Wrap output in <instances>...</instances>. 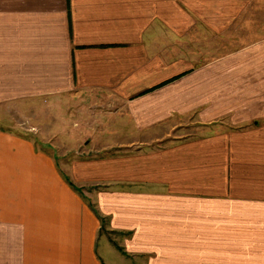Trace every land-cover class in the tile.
Here are the masks:
<instances>
[{
    "label": "crops",
    "instance_id": "0c3cea01",
    "mask_svg": "<svg viewBox=\"0 0 264 264\" xmlns=\"http://www.w3.org/2000/svg\"><path fill=\"white\" fill-rule=\"evenodd\" d=\"M238 30L264 0H0V108L101 95L124 130L61 167L0 130V264H264V34Z\"/></svg>",
    "mask_w": 264,
    "mask_h": 264
},
{
    "label": "rangeland",
    "instance_id": "374dc122",
    "mask_svg": "<svg viewBox=\"0 0 264 264\" xmlns=\"http://www.w3.org/2000/svg\"><path fill=\"white\" fill-rule=\"evenodd\" d=\"M257 32L264 34V30ZM257 32L253 30L246 35V30H238V43L233 37L231 45L235 47L251 42L253 36L259 37ZM112 107L101 95H72L57 106H51L44 100L28 102L18 108L15 105L1 107L0 130L31 139L36 149L53 156L61 167V164L74 159L76 151L112 144L115 137L124 134V130L112 131L111 125L117 126L116 120L120 118L118 111H110ZM100 119L102 121H97ZM186 125L180 128L179 136L186 138L198 132L197 125ZM90 126L95 127L91 129ZM84 142H89V145Z\"/></svg>",
    "mask_w": 264,
    "mask_h": 264
}]
</instances>
